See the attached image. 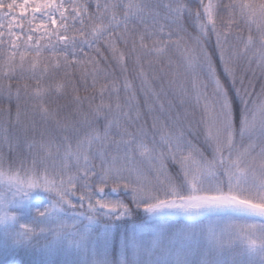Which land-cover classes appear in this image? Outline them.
<instances>
[{
  "label": "snow or ice",
  "instance_id": "1",
  "mask_svg": "<svg viewBox=\"0 0 264 264\" xmlns=\"http://www.w3.org/2000/svg\"><path fill=\"white\" fill-rule=\"evenodd\" d=\"M0 238L264 264V0H0Z\"/></svg>",
  "mask_w": 264,
  "mask_h": 264
},
{
  "label": "trees",
  "instance_id": "2",
  "mask_svg": "<svg viewBox=\"0 0 264 264\" xmlns=\"http://www.w3.org/2000/svg\"><path fill=\"white\" fill-rule=\"evenodd\" d=\"M227 2V0H225ZM107 55V53H106ZM118 74L119 70L116 69ZM138 81L136 84L138 85ZM158 87V85H157ZM190 87V85H189ZM85 93L81 92V95ZM123 95V93H121ZM141 102H143V97H140ZM168 100H172L174 104H179V100L174 98L171 93H169ZM168 100L165 101L167 104ZM3 107H8L7 103L3 104ZM13 116H15V104L12 105ZM35 195V194H34ZM47 193H40L37 195L43 199H46ZM175 222V221H172ZM105 221H101L98 227H103ZM8 243L0 238V264H65V260H68L66 256H59L58 259H51L48 255L49 251L42 248H33V247H11L8 248L5 245Z\"/></svg>",
  "mask_w": 264,
  "mask_h": 264
},
{
  "label": "rangeland",
  "instance_id": "3",
  "mask_svg": "<svg viewBox=\"0 0 264 264\" xmlns=\"http://www.w3.org/2000/svg\"><path fill=\"white\" fill-rule=\"evenodd\" d=\"M5 171H7V166L5 167ZM47 203H48L47 199H43L41 197H38L37 195H34L33 198H30V200L27 202V204L25 206H23V207L25 209L31 207L33 212H35L36 210H39L43 205H46ZM19 219H20L21 222H30L31 214H29L27 212V210H25L21 214ZM172 219H175V218H172ZM77 222L79 223V221H77ZM5 246L8 247V248L13 247L9 243L7 245H5ZM48 255H49V257L51 259H54V258L58 259L59 256H63V254H58V253L52 252V251H49ZM71 259H75V257H68V260H71Z\"/></svg>",
  "mask_w": 264,
  "mask_h": 264
}]
</instances>
